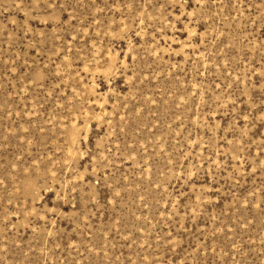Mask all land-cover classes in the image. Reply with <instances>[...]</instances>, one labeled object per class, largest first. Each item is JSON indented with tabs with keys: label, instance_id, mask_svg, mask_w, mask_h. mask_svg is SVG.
Instances as JSON below:
<instances>
[{
	"label": "rangeland",
	"instance_id": "374dc122",
	"mask_svg": "<svg viewBox=\"0 0 264 264\" xmlns=\"http://www.w3.org/2000/svg\"><path fill=\"white\" fill-rule=\"evenodd\" d=\"M0 264H264V0H0Z\"/></svg>",
	"mask_w": 264,
	"mask_h": 264
}]
</instances>
